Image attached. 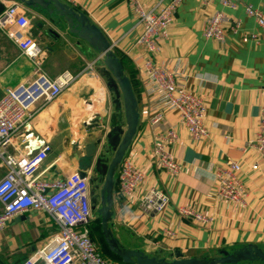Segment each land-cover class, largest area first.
<instances>
[{
	"label": "crops",
	"instance_id": "obj_1",
	"mask_svg": "<svg viewBox=\"0 0 264 264\" xmlns=\"http://www.w3.org/2000/svg\"><path fill=\"white\" fill-rule=\"evenodd\" d=\"M60 1L84 13L100 28L124 64L141 115L126 157L134 155L135 164L144 172L141 194L157 189L170 198L169 207L162 214L145 209L139 202L128 204L119 199L116 193L119 167L113 195V230L117 237L126 247L159 258L180 252L187 258L212 259L220 251L231 253L247 245L264 248V162L248 146L259 132L264 105V32L246 13V8L251 6L264 14V0H238L236 10L222 6L221 0H210L205 5L203 0H183L169 29V38L159 44L160 51L155 56L136 45L143 27L138 24L129 0H76L72 4ZM140 1L146 10L171 3V0ZM2 3L6 9L15 1L2 0ZM20 6L30 20L27 34L44 50V70L52 78L71 72L79 79L58 100L35 114L12 139L7 152L17 158L27 157L37 153L44 144H50L52 151L41 170L48 169L49 179L66 178L78 170L72 158L73 145L79 141L84 143L92 132H108L122 120L123 114L113 104L105 69L99 65L103 60L100 55L82 44L85 53L67 29L52 24L36 10ZM216 12H223L230 19L224 25V43L203 36L206 19ZM34 20L37 23L33 26ZM236 21L241 22L238 33L232 31ZM245 35H256L257 41L244 43ZM149 58L174 72L181 86L206 101L208 139L194 141L173 112L167 114L164 126L150 125L149 115L165 107L155 103L146 92L140 69ZM91 62H96L97 76L85 72ZM33 76L30 60L0 31V100L6 90L27 84ZM168 125L175 126L179 135L178 144L171 149L182 167L175 176L161 170L153 156L157 138ZM229 159L242 164L239 177L246 195L239 204L226 203L217 193L218 173L225 169ZM7 172L0 159V181ZM95 186L91 184L92 192ZM101 190L102 186L97 194ZM181 207L212 218L211 225L204 227L182 218ZM93 212L91 228L101 225L98 214ZM57 232V225L44 212L19 215L0 230V258L6 264H24Z\"/></svg>",
	"mask_w": 264,
	"mask_h": 264
},
{
	"label": "built area",
	"instance_id": "obj_2",
	"mask_svg": "<svg viewBox=\"0 0 264 264\" xmlns=\"http://www.w3.org/2000/svg\"><path fill=\"white\" fill-rule=\"evenodd\" d=\"M64 1L72 4L76 0ZM209 1L203 0L202 3L205 5ZM182 2L183 0H171L167 6L158 4L154 9L146 10L140 0H129L138 24L143 27L136 45L150 56L157 55L160 51L159 44L169 38V29ZM221 4L236 10L238 0H221ZM20 5L15 2L0 14V31L30 60L34 67V76L27 84L6 90L0 100V159L8 169L7 175L0 181V203L3 206L0 230L19 215L31 211L44 212L57 225L58 232L43 249L33 253L24 264H114L102 257L98 244L92 238V172H86L87 176L83 177L79 170H75L66 178L49 179L46 176L48 169L41 170L52 151L51 145L47 143L37 153L27 157L17 158L7 152L12 139L35 114L58 100L79 79V76L71 72H64L52 78L44 70V50L37 40L27 34L30 20L25 14L20 15L23 10ZM246 13L255 19L264 32V14L251 6L246 8ZM229 21L228 15L223 12L210 15L205 21L203 36L224 43V25ZM234 24L232 31L240 32L241 22L236 21ZM252 40L257 41V36L245 35L242 39L244 43ZM95 67L96 62H91L85 72L97 76ZM140 70L145 79L148 96L152 97L155 103H161L165 107L149 115L150 125L164 126L167 114L173 112L179 117V124L189 132L194 141L208 139L206 101L181 86L174 72L153 63L152 58L146 60ZM262 94L264 97V89ZM157 139L153 156L159 168L173 176L179 174L182 167L171 152L179 142L176 127L166 126L164 134ZM248 146L264 162V105L261 109L259 132ZM241 172L242 164L229 159L225 169L218 173L217 193L222 201L230 204L243 201L246 192L239 177ZM118 173L116 193L119 199L128 204L139 202L145 209L157 214H162L169 207L170 198L157 189H150L141 194L145 176L143 170L135 164L134 155L123 160ZM179 215L204 227L212 223V218L184 207L179 209Z\"/></svg>",
	"mask_w": 264,
	"mask_h": 264
},
{
	"label": "water",
	"instance_id": "obj_3",
	"mask_svg": "<svg viewBox=\"0 0 264 264\" xmlns=\"http://www.w3.org/2000/svg\"><path fill=\"white\" fill-rule=\"evenodd\" d=\"M14 1L44 14L52 24L67 29L69 35L78 40L79 47L85 44L90 47V52L97 53L103 59L99 65L105 69L106 86L113 95V104L123 114V118L118 124L110 127L108 132H92L87 135L84 143H75L72 158L76 160L83 177L87 176L86 172H93L91 184L96 186L91 194L92 210L101 220V232L109 252L120 258L123 264H264V248L255 245H247L231 253L220 251L218 257L212 259L187 258L180 252H175L168 258L150 257L140 249L126 247L113 230L115 177L137 134L141 115L124 64L100 28L79 10L60 0ZM4 10L5 6L0 0V14ZM22 14L23 10L20 11V15ZM36 23L37 20H34L32 25ZM82 48L86 53V49ZM101 186V193L97 194ZM0 264L6 263L0 258Z\"/></svg>",
	"mask_w": 264,
	"mask_h": 264
},
{
	"label": "trees",
	"instance_id": "obj_4",
	"mask_svg": "<svg viewBox=\"0 0 264 264\" xmlns=\"http://www.w3.org/2000/svg\"><path fill=\"white\" fill-rule=\"evenodd\" d=\"M132 85H133V83H132ZM92 238L98 244L99 251H100L102 257H104L107 260L112 261L114 264H123L120 258L113 255L107 249L106 244H105L104 239H103V235H102L100 226H99V231H97V233L92 232Z\"/></svg>",
	"mask_w": 264,
	"mask_h": 264
},
{
	"label": "rangeland",
	"instance_id": "obj_5",
	"mask_svg": "<svg viewBox=\"0 0 264 264\" xmlns=\"http://www.w3.org/2000/svg\"><path fill=\"white\" fill-rule=\"evenodd\" d=\"M98 228H99V223L92 226L91 231L97 233V231H99Z\"/></svg>",
	"mask_w": 264,
	"mask_h": 264
}]
</instances>
